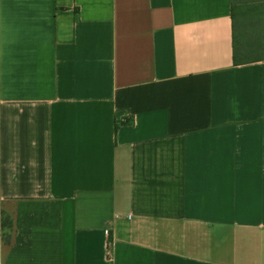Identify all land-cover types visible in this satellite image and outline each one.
<instances>
[{
  "label": "crops",
  "instance_id": "0c3cea01",
  "mask_svg": "<svg viewBox=\"0 0 264 264\" xmlns=\"http://www.w3.org/2000/svg\"><path fill=\"white\" fill-rule=\"evenodd\" d=\"M247 1L0 0V264H264Z\"/></svg>",
  "mask_w": 264,
  "mask_h": 264
},
{
  "label": "trees",
  "instance_id": "16d2710c",
  "mask_svg": "<svg viewBox=\"0 0 264 264\" xmlns=\"http://www.w3.org/2000/svg\"><path fill=\"white\" fill-rule=\"evenodd\" d=\"M248 6H245L243 10V18H246L247 16H251V19L254 18V14L257 13L258 15L262 14V7L260 1L257 0H248ZM240 8V7H239ZM255 23V20L252 21ZM256 47L264 48V41L257 43ZM255 45L252 44V42L247 38L244 34H240L237 36V39L235 41V54H234V60L236 64H243L250 61L260 60L263 59L264 56L262 55H255L252 57L247 56V50H253V47ZM4 228H10L11 224L4 221L3 223Z\"/></svg>",
  "mask_w": 264,
  "mask_h": 264
},
{
  "label": "rangeland",
  "instance_id": "374dc122",
  "mask_svg": "<svg viewBox=\"0 0 264 264\" xmlns=\"http://www.w3.org/2000/svg\"><path fill=\"white\" fill-rule=\"evenodd\" d=\"M260 1V5L263 9L262 14L258 15L257 13L254 14L255 23L251 21V16H247L246 18L241 17L242 21L245 24V34H247V38L254 44L253 50H247V56L252 57L255 55H262L264 56V48L256 47L257 43L264 41V0H257ZM254 27V28H253Z\"/></svg>",
  "mask_w": 264,
  "mask_h": 264
}]
</instances>
